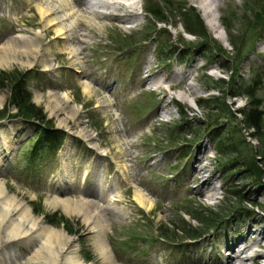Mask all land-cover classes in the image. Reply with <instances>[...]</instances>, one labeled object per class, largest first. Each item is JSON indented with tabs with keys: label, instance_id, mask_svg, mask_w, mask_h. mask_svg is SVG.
Returning a JSON list of instances; mask_svg holds the SVG:
<instances>
[{
	"label": "rangeland",
	"instance_id": "374dc122",
	"mask_svg": "<svg viewBox=\"0 0 264 264\" xmlns=\"http://www.w3.org/2000/svg\"><path fill=\"white\" fill-rule=\"evenodd\" d=\"M57 1L67 9L50 25L56 15L39 12L46 0H0V57L15 35L38 49L35 57L18 55L16 46L0 72L24 76L32 105L64 134L54 153L28 160L38 121L16 115L12 84L5 82L0 143L8 153L1 181L35 217L76 238L83 264H104L95 245L102 224L118 264H224L233 254L226 241L252 242L248 230L264 228V128L249 127L245 117L256 109L264 126V26L258 23L264 0H218V17L212 0H129L136 1L129 11L93 6L95 16L87 6L98 0ZM154 3L168 23L148 11ZM179 7L195 11L222 51L185 32ZM217 18L219 26L210 30L205 19ZM244 36L237 57L228 39ZM256 74L249 97L244 90ZM246 161L260 166L263 177L248 175ZM200 165L216 187L212 199L194 196L192 173ZM137 193L149 200L148 209L137 206ZM63 199L73 200L77 212L66 215ZM213 219L219 225L210 228ZM14 247L18 259L29 254L24 245H8L0 262ZM250 252L231 264H264Z\"/></svg>",
	"mask_w": 264,
	"mask_h": 264
},
{
	"label": "bare ground",
	"instance_id": "6f19581e",
	"mask_svg": "<svg viewBox=\"0 0 264 264\" xmlns=\"http://www.w3.org/2000/svg\"><path fill=\"white\" fill-rule=\"evenodd\" d=\"M214 5V10L218 17L219 8L221 3L218 0H212ZM47 8L45 10H39L41 16H55L51 17V24H58L59 20H63V17L58 19L59 13H63L66 7V2H58L57 0H46ZM66 4V5H65ZM136 1L129 2V0H98L96 2L90 3L88 12H91L94 16L97 15L94 7L102 8H112L117 10H128L134 8ZM85 6V5H84ZM92 7V8H91ZM203 8V7H202ZM62 11V12H61ZM204 15H207V11L203 10ZM125 13V15H130L131 18L133 14ZM106 15L105 13H102ZM65 15V14H64ZM98 15H101L98 13ZM120 16L119 20L123 21L128 16ZM65 20V19H64ZM127 20V19H126ZM205 23L210 30H215L219 26L218 18L216 21L206 20ZM218 37V35H216ZM27 43H24V40L21 36L15 35L7 40L3 45L2 55L0 57V67L8 64V57L15 56L17 53V47L22 48L18 52V55L30 54L34 57L38 53V49L34 46L33 40H25ZM19 44L22 45L19 46ZM28 45H32L33 49L28 50ZM43 70H50V64H44ZM192 93V91L190 92ZM166 96H162V100ZM4 98L0 95V107L3 105ZM172 102V101H171ZM6 126V125H5ZM2 143V144H1ZM0 143V170L3 162V158L6 157L8 150H6L7 145L3 142ZM9 149V148H8ZM204 152V150L200 151ZM204 154V153H203ZM208 173V174H207ZM193 181L196 182V187L193 189L195 198L200 201L198 198L199 195H204L206 198H214L216 194V187L213 184L211 174L205 168V165L196 166L192 173ZM134 201L138 207L148 209L150 202L142 194L137 193L134 197ZM55 202H58L55 199ZM81 203L85 204L87 207H96L95 203L92 200H81ZM62 207L63 212L66 215H72L74 212H77V205L72 200L63 199L59 202ZM80 203H78L79 205ZM261 223L257 222V224ZM90 230L92 227H90ZM105 230V225H99L98 230L95 231V245L99 250V253L103 257L104 264H118L116 263L109 252L107 251L103 234ZM248 234H252V242H244L242 240L225 242V248L232 251V255L228 256L224 264H231L235 260H243L248 258L249 251L250 253L260 258L264 261V228L248 230ZM256 237V239H255ZM24 245L28 248L29 254L22 258L18 259L16 248H11L8 252H5L4 260L5 262H0V264H83L78 257L77 251V241L74 237L67 236L62 229H55L51 226L46 225L43 222L42 218L35 217L31 209L26 203L18 200L13 194H10L5 186V183L0 179V250L4 249L8 245ZM256 249L252 250L253 247ZM12 259V261H10ZM9 260V261H8ZM7 261V262H6ZM264 263V262H263Z\"/></svg>",
	"mask_w": 264,
	"mask_h": 264
},
{
	"label": "trees",
	"instance_id": "16d2710c",
	"mask_svg": "<svg viewBox=\"0 0 264 264\" xmlns=\"http://www.w3.org/2000/svg\"><path fill=\"white\" fill-rule=\"evenodd\" d=\"M149 12L153 14L154 17H158V21L160 23H168L167 19L164 18L163 14L164 12L160 10L157 3L151 4L149 8H147ZM179 10L182 11L183 16V28L185 32L202 38L204 41L211 43L212 48H215L218 51H222V48L219 46L214 45V41L211 40V38L205 33V28L203 25V22L199 18V16L195 13V11L192 8H188L185 10V8H180ZM264 16V14H263ZM260 16L258 19L259 27L264 26V18L261 19ZM224 19V18H223ZM255 21H257V18L255 17ZM257 23V22H256ZM225 31H229L228 27L229 25H226L223 23ZM248 31H251L248 27H246ZM264 30V29H263ZM245 36L242 37V39L237 38V40L234 42L232 39H228V44L231 46L233 50L237 53V57L240 56V53L243 52V49L246 48V44L244 43ZM257 79L253 81L252 86L245 88V93L249 97L253 95V91L255 90V84H257L260 80V76L258 74ZM13 74L6 73V72H0V87L4 86L5 82H8L11 85L10 88V97L9 102L16 108V115L24 120L27 121H38L37 125L34 126V140L32 143V146L27 151V159H38V157H47L49 153H54L58 148L61 146V142L64 138V134L60 133L57 129L50 126L49 122H45L43 117H41V112L38 108L32 105L30 102L31 100V94L26 89L24 84V76L23 77H13ZM255 87V88H254ZM3 116V113L0 114V117ZM263 113L260 114L259 111L256 109L250 110L249 112L245 113L246 121L249 124V127L254 128L256 130H262L264 128L262 119H263ZM12 117V116H11ZM60 133V134H59ZM264 135V133H263ZM220 140V139H219ZM222 142H220V145ZM224 149H233L231 145L226 144V146H223ZM231 151V150H230ZM26 157V156H25ZM245 168L246 172H248V175H255V177L260 178L262 176L261 169L258 168L260 166H255L252 162H245ZM189 214V213H188ZM195 219V217L191 216ZM213 223L210 224V228L215 227L216 225H219V221L213 219ZM216 221V222H215ZM65 224L66 220L63 218L60 219L59 223ZM70 233V232H69ZM86 261L89 260L88 257L85 258Z\"/></svg>",
	"mask_w": 264,
	"mask_h": 264
}]
</instances>
